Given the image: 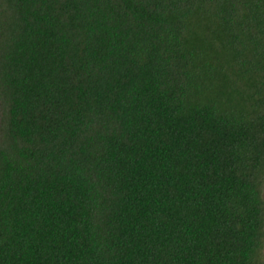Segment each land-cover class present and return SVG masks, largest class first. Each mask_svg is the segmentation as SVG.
I'll return each instance as SVG.
<instances>
[{"label": "trees", "instance_id": "obj_1", "mask_svg": "<svg viewBox=\"0 0 264 264\" xmlns=\"http://www.w3.org/2000/svg\"><path fill=\"white\" fill-rule=\"evenodd\" d=\"M0 264H264V0H0Z\"/></svg>", "mask_w": 264, "mask_h": 264}]
</instances>
